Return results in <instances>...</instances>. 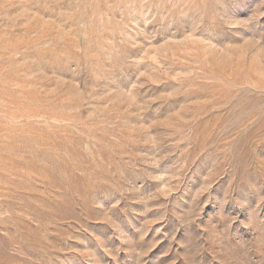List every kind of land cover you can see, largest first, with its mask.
<instances>
[{"label":"rangeland","instance_id":"374dc122","mask_svg":"<svg viewBox=\"0 0 264 264\" xmlns=\"http://www.w3.org/2000/svg\"><path fill=\"white\" fill-rule=\"evenodd\" d=\"M0 264H264V0H0Z\"/></svg>","mask_w":264,"mask_h":264}]
</instances>
